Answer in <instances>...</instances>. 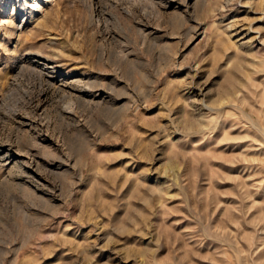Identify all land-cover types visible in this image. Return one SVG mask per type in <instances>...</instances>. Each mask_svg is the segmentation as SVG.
I'll return each mask as SVG.
<instances>
[{
  "label": "rangeland",
  "instance_id": "obj_1",
  "mask_svg": "<svg viewBox=\"0 0 264 264\" xmlns=\"http://www.w3.org/2000/svg\"><path fill=\"white\" fill-rule=\"evenodd\" d=\"M0 0V264H264V0Z\"/></svg>",
  "mask_w": 264,
  "mask_h": 264
},
{
  "label": "bare ground",
  "instance_id": "obj_2",
  "mask_svg": "<svg viewBox=\"0 0 264 264\" xmlns=\"http://www.w3.org/2000/svg\"><path fill=\"white\" fill-rule=\"evenodd\" d=\"M42 0H37L33 3L32 7H31V12H37L40 9V6L42 5Z\"/></svg>",
  "mask_w": 264,
  "mask_h": 264
}]
</instances>
